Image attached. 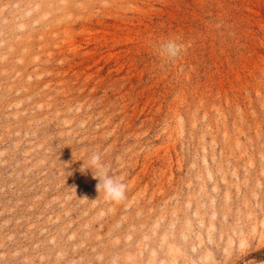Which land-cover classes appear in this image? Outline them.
Masks as SVG:
<instances>
[{"label":"rangeland","instance_id":"1","mask_svg":"<svg viewBox=\"0 0 264 264\" xmlns=\"http://www.w3.org/2000/svg\"><path fill=\"white\" fill-rule=\"evenodd\" d=\"M0 264H264V0H0Z\"/></svg>","mask_w":264,"mask_h":264},{"label":"clouds","instance_id":"2","mask_svg":"<svg viewBox=\"0 0 264 264\" xmlns=\"http://www.w3.org/2000/svg\"><path fill=\"white\" fill-rule=\"evenodd\" d=\"M184 47L185 45L180 42L179 37H171L159 43L158 55L165 61H175L181 55ZM88 169L92 171L93 178L98 180L96 188L99 197L102 194L105 201L116 203L126 198L127 184L122 176L112 173L110 166L104 163L102 153L94 151L88 161L83 162L82 171Z\"/></svg>","mask_w":264,"mask_h":264}]
</instances>
